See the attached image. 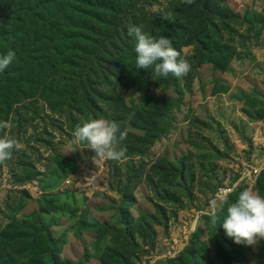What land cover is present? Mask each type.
Returning a JSON list of instances; mask_svg holds the SVG:
<instances>
[{
    "label": "rangeland",
    "instance_id": "rangeland-1",
    "mask_svg": "<svg viewBox=\"0 0 264 264\" xmlns=\"http://www.w3.org/2000/svg\"><path fill=\"white\" fill-rule=\"evenodd\" d=\"M112 2L111 18L99 22L93 44L76 47L75 64L56 71L57 89H48L47 96L30 94L8 117L0 114V121L12 125L4 132L22 144L0 164V233L14 219L40 212L64 242V264H118L114 253L126 264H169L199 231L200 240H208L205 217L211 216L213 199L227 197L218 213L243 190L259 194L264 0H195L190 6H198L210 29L220 31L218 41L231 48L233 59L220 70L201 61L188 40L192 33L171 32L167 38L191 66L181 78L138 69L127 30L143 26L159 38L157 31L170 29L178 19L174 9L185 3ZM145 111L150 114L137 117ZM92 119L120 125L126 158L93 160L85 143L74 142L77 125ZM129 133L144 137L143 145L130 149ZM92 219L111 231L91 229ZM257 251L258 246L247 248L244 264H260Z\"/></svg>",
    "mask_w": 264,
    "mask_h": 264
},
{
    "label": "trees",
    "instance_id": "trees-1",
    "mask_svg": "<svg viewBox=\"0 0 264 264\" xmlns=\"http://www.w3.org/2000/svg\"><path fill=\"white\" fill-rule=\"evenodd\" d=\"M113 6L112 0H0V55L10 50L15 52L13 63L0 72L1 116L8 117L12 106L30 94L47 96L48 89H57L56 71L67 70L75 64L76 47H90L91 41L93 44L99 22L110 20ZM198 8L184 4L174 9L178 19L170 23V29L159 30L156 35L169 37L171 32L182 30L186 35L192 33L188 40L196 45L201 61L212 62L224 70L233 59L231 48L218 41L220 31L210 29L205 23L206 17L197 13ZM149 114V111L139 112L137 117ZM127 135L132 140L130 149L143 145L144 137ZM257 190L264 197V177L258 180ZM227 207L216 213V226L211 224L210 216L205 217L209 228L207 241L200 240L199 231L195 240L179 257L170 259L169 264H244L249 247L237 245L219 226ZM90 225L93 230L112 229L109 224L93 219ZM29 237L32 238L30 247ZM62 242L53 235L40 212L30 213L14 219L1 231L0 264L26 259L28 264H64L60 257ZM210 246L215 249V258L211 256ZM255 256L264 264V242L259 244ZM113 258L118 264H126L121 254L114 253Z\"/></svg>",
    "mask_w": 264,
    "mask_h": 264
},
{
    "label": "clouds",
    "instance_id": "clouds-1",
    "mask_svg": "<svg viewBox=\"0 0 264 264\" xmlns=\"http://www.w3.org/2000/svg\"><path fill=\"white\" fill-rule=\"evenodd\" d=\"M191 5L195 0H182ZM127 34L135 40L136 67L138 69L153 68L156 76L167 77L172 74L176 78L186 76L191 66L187 59L181 56L170 38L151 36L143 31V26L129 25ZM15 60V52L8 51L0 55V72H4ZM8 121H0V132L11 128ZM74 142L85 143L89 150L95 153L93 160L111 159L119 161L126 158V148L119 147L126 139V132L121 131L120 125L108 119H92L77 125L74 131ZM22 148L21 142L4 132L0 136V164L11 160L14 151ZM87 182L92 176L85 178ZM86 182V183H87ZM227 203V197H221L218 203L212 201L213 211L210 216L211 224L217 225L218 216L216 209L221 204ZM222 226L227 237L234 240L237 245L246 247L259 246L264 242V197L249 190L240 192L237 200L228 204L227 214Z\"/></svg>",
    "mask_w": 264,
    "mask_h": 264
}]
</instances>
